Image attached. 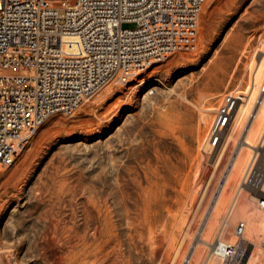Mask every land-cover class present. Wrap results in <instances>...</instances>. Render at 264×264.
I'll return each instance as SVG.
<instances>
[{
    "label": "rangeland",
    "instance_id": "374dc122",
    "mask_svg": "<svg viewBox=\"0 0 264 264\" xmlns=\"http://www.w3.org/2000/svg\"><path fill=\"white\" fill-rule=\"evenodd\" d=\"M196 38L193 49L174 53L128 84H118L112 93L93 95L89 105L73 114L51 116L14 164H0V264H73L76 243L79 259L85 261L83 244L94 241L90 236L95 225L88 211L89 193L94 190L102 200L123 184L130 192L142 193L137 207L130 206L132 215L139 216L136 221L124 215L113 219L110 245L120 244L123 252L116 256L108 247L106 264H156L150 255L151 240L160 233L169 245L165 264L172 263L179 243L189 248L182 262L187 264L243 146L245 130L227 145L229 149L222 146V154L203 143L208 142L221 98L244 90L261 60L264 0H204ZM255 150L259 155L254 167L260 172L264 144ZM117 171L123 180H115ZM237 183L232 195L240 190L252 196L243 176ZM253 206L247 211H254ZM242 220L236 217L233 226ZM130 222L140 223L139 227L144 223L145 238L136 236ZM231 243H239V251L226 264H264V231L253 241L234 237Z\"/></svg>",
    "mask_w": 264,
    "mask_h": 264
},
{
    "label": "built area",
    "instance_id": "2783aa9c",
    "mask_svg": "<svg viewBox=\"0 0 264 264\" xmlns=\"http://www.w3.org/2000/svg\"><path fill=\"white\" fill-rule=\"evenodd\" d=\"M203 3L0 0V164H14L51 116H69L109 82L128 84L174 53L193 49ZM244 97L230 92L221 98L209 128L212 151L224 145ZM256 165L254 159L243 184L264 211V165L260 172ZM234 230L243 239V222ZM222 251L226 264L237 257L239 243Z\"/></svg>",
    "mask_w": 264,
    "mask_h": 264
},
{
    "label": "bare ground",
    "instance_id": "6f19581e",
    "mask_svg": "<svg viewBox=\"0 0 264 264\" xmlns=\"http://www.w3.org/2000/svg\"><path fill=\"white\" fill-rule=\"evenodd\" d=\"M259 52H260L262 57H261L260 62H257L254 72H252V73H254L253 76L251 75L252 81H250L249 83L247 82L248 84L244 90L238 91L239 93L243 94L245 97L242 99L241 102H239V104L237 105V107L235 108V110L233 112L232 118H231L230 123L227 126V128L230 127L231 124L232 125L228 129V132L226 135V143H224L226 146L229 143L233 144L237 140L238 136L241 134V131L245 130L246 133H245V136L243 139L244 140L243 146L237 152V156L235 155V160L233 162V166H232L231 170H229L230 174L228 176V179H227V181H225L226 183H224L225 185H223L222 191L217 196L218 198L216 199L215 204H213L212 211H211V213L207 219V222H206L204 229L201 232L202 235H201V237H199V240L201 242L198 244V246H196L194 248V251L190 255L189 260H187V264H222L223 261H226V259L224 258V255H223L222 248H223V245H225L227 243L232 244L231 243L232 239H234V237H237L235 230H234L235 226H233L234 224H232V221L236 217L243 218V220H242V222L244 224V230H243V235H242L243 239L245 238V239H249V240L253 241L255 239V237H257L259 235L260 232L264 231V214H262V212L264 213V211L260 210L257 207L256 198L251 196V195L250 196L248 195V197H247L246 195L241 194V191L237 190V189L236 190L239 192L235 191L233 195L231 194V193H233L232 191L234 190L235 185L238 184L237 183L238 180L240 181V178L242 176H244V173H245L246 169L248 168V166L254 161V159L257 157V155H259L258 151H256L255 149L263 147V144H264V93L261 92V87L264 85L263 84L264 83V42H263V46L261 48H259ZM250 62H252L251 66L253 69L254 63H256V57L254 58L253 61H250ZM118 84H120V83L115 82V81L109 82L98 93H96L93 97L97 96L101 91H102L103 96L107 95L108 93H112L116 89V86ZM88 100H90V99H88ZM88 100L84 101L81 106L89 105ZM207 110H214V108H209ZM204 120H205V117H204ZM245 125L247 126L246 129H244ZM224 142H225V133H224ZM206 146H208L207 141H205L203 143V147L206 148ZM226 146H225V148H226ZM235 146H237V145H235ZM239 146H240V144H239ZM227 147L229 149V146H227ZM207 149H208V147H207ZM227 152L229 153V151H227ZM232 152L233 151H231L230 153L232 154ZM219 153H221V152H219ZM221 157H222V155H221ZM128 169H127V171H128ZM115 180L116 181L123 180V176L121 175V171H117ZM137 184L138 183H136V186L138 187ZM94 186H95V184H94ZM123 186H124V184H123ZM123 186L121 187V185H120L118 187L117 191L111 192L105 199H102V200L94 192V190H91V192L89 193L90 194L89 207H88L89 210L88 209L87 210L92 215V217H94V219H95L94 228H92L93 226L91 227L93 229V235L90 237H93V240H94L93 242H95V243L92 242V243L88 244V243H84L85 241L83 242L84 243L83 244V247H84L83 250L85 251V254H84L85 261H83V262L79 259V251L77 250V247H79V246L77 243L76 244L74 243L75 245H73V249H75V250L73 251L74 252L73 253V256H74L73 264H106L108 261V258H106V256L108 255V252L106 253V250L108 247H111L109 253H112L113 255L115 253L116 256H117V254L118 255L122 254L123 251L119 252L120 251L119 248H121L120 244L112 245V246L110 245L112 242H111V239L108 238V236L110 234L108 229L110 228V226H112L114 218H116V220L118 221L124 215V217L126 219H132L133 221H136L138 219L139 215L137 213H133V215H132V213L130 212V206L131 207H133V206L137 207L140 195L142 194V193L139 194V192H136V191L130 192L126 188H124ZM263 189H264V184H263ZM143 191H144V189H142V192ZM143 194H145V191ZM146 196H148L147 191H146L145 197ZM84 202H86V200ZM252 203L253 204L255 203L256 208L253 206V209L255 208V210L253 211L251 209L252 211L248 212L247 207ZM197 211H198V209H197ZM88 218H86V219L88 220ZM125 218H123V220H125ZM200 218H201V216H200ZM183 219H185V218H183ZM143 220L144 219L142 218L140 221L144 222L145 220L144 221ZM139 224L140 223L132 224L134 226V228H132V231L135 232L136 236L138 235L141 238H145V236H144L145 231L143 228L144 223L142 224V226L140 225V227H139ZM173 224L175 226V223H173ZM54 225H56V224H54ZM197 227H198V225H197ZM51 228L54 229L55 226L51 227ZM190 229H192L191 226H189L188 230H190ZM128 230H126V231H128ZM172 230H173V228H172ZM72 231H73V228H72ZM74 231H76L75 228H74ZM79 232H81V231H79ZM146 232H147L146 240L149 243V241H150L149 230ZM88 233L90 234V232H88ZM195 233H196V231H195ZM128 234H130V233L128 232ZM186 234H187V232H186ZM132 236H133V234H132ZM216 236L217 237L219 236L217 241L214 240ZM71 237H73V236H71ZM71 237H68V238H71ZM90 237H88V238H90ZM128 238H130V237H128ZM163 238H164L163 235L160 233L157 236L153 237V240H151V243L154 246H153L152 250L150 251L151 252L150 255H151L152 260L156 264H165L168 262L167 249L169 248V245L168 244L165 245V241ZM127 240H129V239H127ZM79 241H80V239L78 240V243H80ZM166 241H167V239H166ZM72 242H74V241H72ZM128 244H130L129 241H128ZM177 244H178V242H177ZM139 246H141V245H139ZM187 247H183V243H179L176 246V248H175L176 253L175 252H174L175 254L173 253L175 255V257H174L171 264H183L182 262L184 260V257L188 254L189 248H187ZM69 248L71 249L70 245H69ZM90 248H91V250H90ZM148 249H150L149 245H148ZM65 253H67V252H65ZM123 255H124V253H123ZM109 256H111V255L109 254ZM119 256L121 257L122 255H119ZM120 257H119V259H121ZM54 259H53V261H54ZM67 259L68 258H65V260H67ZM45 260H46V258H45ZM124 260H125V258H123L122 263H124ZM169 260H171V259H169ZM153 261H151V262H153ZM112 262H113V260H112ZM46 263L48 264V262H46ZM55 263H56V261H55ZM130 263L131 262H129V264ZM61 264H62V261H61Z\"/></svg>",
    "mask_w": 264,
    "mask_h": 264
}]
</instances>
